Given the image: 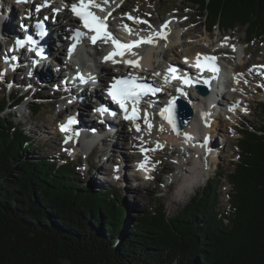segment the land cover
Segmentation results:
<instances>
[{"label":"trees","instance_id":"1","mask_svg":"<svg viewBox=\"0 0 264 264\" xmlns=\"http://www.w3.org/2000/svg\"><path fill=\"white\" fill-rule=\"evenodd\" d=\"M183 1L209 32L237 29L248 43H264V0ZM7 100L0 101V264H264V102L260 123L244 127L238 140L229 211L216 205L214 179L210 196L174 218L161 204L126 230L119 189H94L74 164L29 158L37 147L4 116ZM42 108L29 110L37 116Z\"/></svg>","mask_w":264,"mask_h":264},{"label":"rangeland","instance_id":"2","mask_svg":"<svg viewBox=\"0 0 264 264\" xmlns=\"http://www.w3.org/2000/svg\"><path fill=\"white\" fill-rule=\"evenodd\" d=\"M117 2H121V4L126 7L123 13L127 11L138 13L139 16L142 17V19L146 18L148 20H151L152 24L155 27H158L159 25L165 23L166 20L171 16L174 17L175 15L179 17L178 21L180 23H183L181 30L186 34L185 44L179 50H175V55L173 53V48H170V45L168 43H165L163 49L171 50L166 57L167 60L171 61L175 58L179 60V57L183 53L195 54L200 52H215L217 48L221 47L227 48L230 51H233L234 49L239 50L238 52L239 54H241V56H238L236 54L234 56H230L227 52L221 53V56H223L224 59L232 60L230 61V68H235L236 66L246 68L247 66L250 67L251 65L264 64V43L253 41L247 44L246 34L244 33V31L237 29L228 32L226 35L223 32H220L218 29L210 33L208 30H206L202 19L199 17V12L193 9L183 0H117ZM117 5H119V3H117ZM117 8L120 7L118 6ZM118 18L120 19L119 16ZM175 34L176 33H172V39L173 37H175ZM69 36L70 33H67L65 39H68ZM227 42H229V45H227ZM65 47L67 48V46ZM243 51H245V56H243ZM65 54L66 52L62 51L61 55L65 56ZM92 59H94L93 56H91V60ZM156 59L161 61V71L159 72L160 75L165 65L163 66V60L160 57H156ZM80 61H84V58H80ZM58 68L63 67L61 66ZM55 74L57 73H54V75ZM13 77L15 79H19V77L17 76ZM15 85L16 84H14V86ZM20 85L22 86L21 83ZM254 86H260L261 92L258 93L259 88L256 90L254 88L251 91L244 90L243 92H239L243 95V98L251 99L252 107L250 108V111H247L249 112V116H247L246 118L241 115L240 117L237 116L238 119L236 120V122H234L235 128L238 129L237 132L235 129H230L228 125H224L227 141L226 145L222 142V140L220 141L219 139H216L215 141L216 145L222 146V148H220V152L222 151L220 157L215 158V160H210L209 154H205V156L200 155V157H206L205 159L208 158L211 162V165L208 162L204 164H198L199 169L200 167H207V170L204 171L201 175V181L199 184H197L196 188L191 189L188 186L186 179H182L183 173L179 172V165L176 164L175 160L181 159L183 157L188 158V156L185 154L189 153H183L181 148L176 149L175 146H170L167 150H164L162 153L154 156V158L156 159V168L154 170L157 171V173L156 176H153L149 182L143 181V178V180L140 178L142 181L132 178L137 174L135 172H132L131 170H128V173L124 175V177H126V179H128L129 181L125 182L123 178L121 180L120 175L116 174V171L119 169H115L111 166L113 164H120L117 154L114 155L113 159H110V161H108L109 163H99L102 162L106 157L105 154H102V151H105L106 148H101V146L99 147V149H96L95 156L93 160H90V162H84L87 153L81 154L80 163L83 167L81 166L80 170L77 173L80 177L85 178L86 184L87 182L88 184L89 182H91L98 188L112 187L119 189L125 213L127 212V218L125 221L126 230L131 229L133 225L138 224V218L142 213L153 211L156 207L159 208L161 204L165 206L168 217L174 218L186 207V205H188L189 202H192L194 199H196L195 201L197 202L198 198L204 196V193L210 196L213 192H211L208 188L207 180L209 178L211 180L218 179L219 181L216 192L217 207L222 211H229L231 185L228 181L227 175L234 171L235 164H237L239 161L240 151L237 147L238 140L239 138H241L239 131H243L248 126H257L258 123H260V121L262 120L258 103L264 102V83L257 82ZM54 87L55 86H49V84L46 83L41 85V88H43L42 92L45 100L42 101V103H44V105L42 106V112L37 116L33 112H30L29 108H26L24 112H17L14 108L9 107L5 111V115H8L10 111H14L15 117L12 116V121L15 124L20 125L28 134L33 136L37 150L33 153H30L29 158L34 159L38 156H48L49 158H52L54 156L55 158H57V154L62 152L59 145L62 141L55 133L56 129L54 123V120L57 119V114L60 111L59 106L61 105V101L58 96L59 94L55 91ZM36 92L37 91H35L34 93ZM7 96L8 90L6 88V84H0V101L4 98L7 99ZM65 116L66 114L63 115V117ZM126 127H128V130H130L131 133L133 132L131 125L128 124ZM108 142L110 143H107L106 145L112 146L115 145L116 142L120 143V147L116 148L115 151L118 150V153H128L127 149H125L123 147L124 145H122L124 144V141L121 138H110ZM132 142H135L134 138L132 139ZM68 151L69 150L67 148L66 153H68ZM133 154L137 155L138 149H135V152ZM195 155V153H191L190 157L194 158ZM197 159L198 162L201 160L199 156H197ZM164 161L168 162V166L163 165ZM86 164L88 168L90 167L92 169L98 167L103 168V165L106 166H104V171L103 169L101 170V173L99 171H94V174H92L91 172L86 173ZM192 166L194 165H187L184 168L192 171ZM201 173L202 170L200 169V174ZM98 174L102 175V177H105L107 181L101 179V177H97ZM186 174L189 175L187 172ZM158 175L161 177V181H159ZM118 177L120 180L116 182V178ZM131 180L133 182H131ZM183 184L184 187L185 185L188 186L189 191L184 195H180V193H178L179 186ZM138 185H140V187H137Z\"/></svg>","mask_w":264,"mask_h":264},{"label":"bare ground","instance_id":"3","mask_svg":"<svg viewBox=\"0 0 264 264\" xmlns=\"http://www.w3.org/2000/svg\"><path fill=\"white\" fill-rule=\"evenodd\" d=\"M4 1L7 2L8 7L12 5L11 10H8V8H7L6 11L4 12V14H2V15L7 14L8 21H9L8 28L5 24L0 26V62H2L4 65H6L5 61H6L7 56H11L14 54L13 52H11L8 49V45H7L8 40L11 38L10 36L13 34L12 31L16 34H19V31H17V30H20V27L18 26V22H17L18 18L16 15L18 12V7H19L17 5L18 4L17 0H14V2H12V3L8 0H4ZM36 1L38 2L39 0H36ZM58 2L62 6H68L70 4L71 0H58ZM45 3H48V1H46ZM62 6H54V8L45 9L42 12L43 15H41V16H44V15L47 16L46 13H51L52 16L54 18L56 17V19H57V25H55L54 28L56 30H61L62 33H66V32H69L70 27H73L74 25H76L77 21L72 18L71 13L68 12L67 10L61 11ZM123 6L124 5H122V7ZM104 7H106L107 9H115V8L117 9L118 5L114 0H109V4L104 5ZM57 10H60V12H58ZM118 10H122V9L119 8ZM132 17H134V16H132ZM41 19H42V17H41ZM124 25H128V23H126ZM124 25H123V28H124ZM163 25L164 24L161 25V28ZM159 29L160 28L153 30L148 35H151V34L153 35L156 31H159ZM181 29H182V24L180 22H178V20L176 19L175 23H173L172 25H168V32H167L168 36H167L166 41H162L161 39L157 38V39H155L154 45L148 44L145 46V48H144V46H142L141 49L145 51L144 54L142 55L145 58L144 61L140 62L138 67L125 68V69H127L128 71L134 70V73H137V72H141L142 70H148V68H149V69L153 70V75L159 73L160 68H161V62L159 60H157L156 57H160L167 64L170 63V60L166 59L169 51L160 55V53H159L160 48L164 45V43H168L170 45V48H173V53L176 55L175 50H179L181 48V46L178 42H176L172 39V33H177L178 37L180 39ZM126 35H128V33ZM185 38H186V34L184 33L182 40ZM64 46L65 45L61 46V48H60L57 45V43H54V45L52 47V57L54 60H56L55 65L52 64V65H49V66L44 67L42 69L34 67L31 62L27 63L25 61H18V62L11 61L10 63H8V65L6 66L8 76L5 80L6 81L10 80L13 82L11 89L17 90L21 94H24V95L30 94L32 97H34L38 92L41 93L43 91V88H41L42 84L46 83V84H49V86H53L54 84H57L60 81L62 82V80L65 78V72L63 71V69L58 70V68H57L58 65L63 64L62 60L59 61V59L57 58V55H58V53L62 54V50L65 51L66 53L68 52L70 44L67 46L66 50H65ZM95 50H96V52L100 53L103 51V47L100 45ZM1 53H2V55H1ZM177 56H178V54H177ZM197 56H199V53H195V54L183 53L180 57H186L185 60H190V63L192 64V63H194ZM32 57H36V56L34 54H32ZM174 60L178 62L177 58H175ZM242 60H243V58H242ZM12 65H17V68H19L20 66H23V70L19 71L18 69H16L15 71H13V73H11ZM222 67L225 70H228V73H231L230 61L224 60L222 62ZM246 68H250V67L247 66ZM246 68H240V70L244 71V70H246ZM103 69H105V68L103 67ZM4 70H5V68H4ZM116 70H117L116 67H111L110 70L105 73L104 78L102 80H100L101 86L106 85V82H107L106 79L112 78L115 75ZM24 71H27V73L25 74ZM52 71H53V73H52ZM252 72L254 75H256L258 70L255 68L252 70ZM41 73L43 76H48V77L43 78L42 75L39 76ZM54 73H57V74L54 75ZM143 75H145V74H143ZM153 75H151V76H153ZM13 76H17V77H19V79H15ZM62 77H63V79H62ZM20 83L22 84V86L20 85ZM14 84H16V85L14 86ZM241 85L243 86L242 82H241ZM28 86H29V88H28ZM35 91H37V92L34 93ZM69 98H72V97H69ZM103 98H105L104 93L101 90H98L96 92V98L91 97L90 95H87V96H85L84 101L80 105V108L74 109V107H70V108L66 109V112H69L70 114H74L75 112L78 113L80 118L82 119V121H84L86 124L85 131L87 132L88 135L92 136V138H94L93 137L94 132H92L91 129L95 128V127L99 129V134L104 135V137L100 139V142L103 143L104 146L107 147V152L105 155L106 159L108 161H110V159H113L114 155L117 154L120 164L119 165L113 164V166H115L116 168L120 167L121 174L123 175V180L125 182H128L129 180L126 179V177H124V175H125V169H124L125 167L124 166L129 165L128 163H130V161H132V160L133 161L142 160L141 156L135 155L133 153L135 152L136 146H141L145 142H149V139H156L155 141H160L161 142L160 145H162V146H166V145L169 147L175 146L176 149L181 148L183 153H189V154H185L188 156V158L183 157L181 159H175V160H176V164L179 165V172L183 173L182 179H184V180L186 179L187 184L191 189L197 187V184H199L201 181V179H200L201 175L203 174L204 171L207 170V167H205V168L200 167V169L202 170V173L200 174V169L198 167V164H204V163L208 162L211 165L210 160H212V159L215 160V158L220 157L221 152L219 151V149H217L215 147H213L212 150H210V151L207 149H204V154H202V155L209 154V156H210V160H209L208 158L205 159L206 157L205 158L200 157V154L198 152L197 153L191 152L190 151L191 150V144H189V145L186 144L187 141L184 139L185 135L192 136V129L200 124V121H199L197 116L193 120V123H192L193 126L191 125L187 130H185L183 133H181L180 135H177V136L174 135L173 133H171L170 127L165 121L161 122V121L154 119L153 117L149 118L148 121L149 122L154 121V124L152 125V128L150 130L147 126L146 132L144 133V135H145L144 137L139 136L134 131L131 133L130 130H128V127H126L128 125V123H123V124H121L120 127H118L117 130L111 131L110 128L108 129V125L112 124V121L109 117H105L103 123H101L102 125L100 126L99 124L96 123L97 121L93 118L94 117L93 114L96 113L95 108H94L96 102L98 100L103 99ZM205 100H206L205 98H201L200 102L193 101V106L195 107V109L201 108L204 105L203 102H205ZM230 102L233 103V101H230ZM93 109H94L95 113H93ZM64 112H65L64 109H61V111L58 114V117L60 118L64 114ZM99 114L100 113H98L97 115H99ZM161 127H163V129H164L163 132H161L159 130ZM126 128L128 131L126 130ZM75 129L76 130L82 129V127L76 126ZM55 133L58 135V132H55ZM118 137H119V139L121 138L124 141V144H122V145H124L123 147L125 149H127L128 153L122 152L123 153L122 154V153H118V150L115 151L116 148L120 147V143L116 142L115 145H113V146L112 145H106L107 143L111 142V141L108 142L110 140V138L116 139ZM131 137H132V139L134 138L135 142H132ZM224 141L225 140H222V142H224ZM180 146H183V147H180ZM71 147H73V145L67 146V148L69 150ZM145 147H148L149 149L153 148L152 145L145 146ZM186 147H187L188 151L186 150ZM81 148H83V146L77 147V150L79 151ZM197 151H199V148ZM191 153L196 154L194 158L190 157ZM197 156H199V158H201V160L199 162H198ZM189 161L190 162L194 161L192 163V165H194V166H192V168H193L192 171L184 168L185 166L189 165V163H190ZM163 165L168 166V162L164 161ZM152 170H153V167L151 170H147L145 172L144 176L138 175V178H141V179L143 178L144 180H146V178H148V176L150 175V172ZM186 172L189 175H187ZM188 186L185 185V187H184V184L180 185L178 193H180V195L186 194V192L189 191Z\"/></svg>","mask_w":264,"mask_h":264},{"label":"snow or ice","instance_id":"4","mask_svg":"<svg viewBox=\"0 0 264 264\" xmlns=\"http://www.w3.org/2000/svg\"><path fill=\"white\" fill-rule=\"evenodd\" d=\"M27 0H17V3H24ZM109 0H102L101 3H98L97 0H79L78 4L71 5V10L75 16L79 18L82 22L83 27L87 29L89 32L95 33V35L89 37L93 44H96L97 40H103L105 43L111 41L114 51L111 52L108 56H105V62L111 61L113 64L117 63L114 57H124L126 54L131 56H136L137 53L133 51V48H138L141 44H151L154 45L155 39H167L168 32V23H165L160 31L155 32L153 35H149L146 39L132 41L128 43H122L119 38L115 37L112 32L108 31L107 20L108 17L112 15L111 11H107L104 5H108ZM47 6V5H45ZM91 9H98L101 13H105L103 16L96 15ZM36 11H40V7L36 8ZM58 11V10H57ZM47 19V17H45ZM128 19L133 20L136 23H146V21H140L138 18H134L128 16ZM44 25L42 22L37 24V28L43 29ZM124 28L128 31L129 34H132V29L128 27V25H124ZM85 33L81 31H76L74 39L79 42L81 37H83ZM19 46H23L19 41L17 42ZM29 43H35L31 39ZM75 48V44L73 45ZM71 53V49L69 50ZM36 55H41L40 51L36 52ZM215 57H203V63L201 62V58L197 56L196 58V67L201 69V71L207 70L213 73H217L219 71L218 67L215 64ZM123 63L132 66L138 67L139 62L135 59H126L123 60ZM187 63V60L185 61ZM170 78L173 80L183 79V83L187 85H191V80L187 77L178 76L177 69L174 67H169L168 69ZM159 75V73H157ZM215 78V77H213ZM80 81L86 82L83 76L79 77ZM169 77H165L167 81ZM207 83V81H205ZM160 91V89L152 88L150 85L142 84L137 82L136 77H128L124 79H117L112 84V86L108 90V96L111 97L112 101L119 105L120 109L124 112V118L126 120H132L133 122L138 118V105L143 96L148 95L150 92L155 93ZM129 105H131V114H129ZM232 110V109H230ZM102 114L107 111V109H98ZM160 116L163 120L167 121V123L171 126V130L179 135V132L176 127V122L174 118V102L169 101L168 105L160 111ZM115 115V113H113ZM145 122L148 124L149 130L152 128V125L147 120V116L145 115ZM75 118H69L66 125H61V131L67 132L71 125L75 124ZM139 125H137V131H139ZM161 132L164 131L163 127L159 129ZM78 135V133H77ZM186 140L190 139V137H185ZM67 142V140H66ZM162 145L157 144V148H161ZM143 151V150H142ZM141 168L145 167V164L140 165Z\"/></svg>","mask_w":264,"mask_h":264},{"label":"water","instance_id":"5","mask_svg":"<svg viewBox=\"0 0 264 264\" xmlns=\"http://www.w3.org/2000/svg\"><path fill=\"white\" fill-rule=\"evenodd\" d=\"M206 94V91H203ZM170 101L174 102V118L176 122V127L179 133L184 131L193 120L194 111L191 105L183 101L180 97H173ZM4 116H8L5 115ZM176 134V133H175Z\"/></svg>","mask_w":264,"mask_h":264}]
</instances>
